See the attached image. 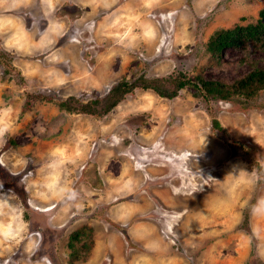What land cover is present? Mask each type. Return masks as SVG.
I'll list each match as a JSON object with an SVG mask.
<instances>
[{
	"label": "rangeland",
	"instance_id": "rangeland-1",
	"mask_svg": "<svg viewBox=\"0 0 264 264\" xmlns=\"http://www.w3.org/2000/svg\"><path fill=\"white\" fill-rule=\"evenodd\" d=\"M263 7L0 0V21H11L0 29V108L14 121L0 138V264H264V215L253 213L264 198V88L220 100L190 85L172 98L136 87L103 116L58 105L140 75L231 82L264 68L263 49L217 58L205 47Z\"/></svg>",
	"mask_w": 264,
	"mask_h": 264
},
{
	"label": "trees",
	"instance_id": "trees-1",
	"mask_svg": "<svg viewBox=\"0 0 264 264\" xmlns=\"http://www.w3.org/2000/svg\"><path fill=\"white\" fill-rule=\"evenodd\" d=\"M207 52L212 57H221L224 48H235L245 50L246 48L264 50V7L258 11V18L255 22L247 24H235L232 27H218L209 36L205 44ZM197 82H193L187 74L179 71L172 76H159L146 78L138 76L133 81H121L114 84L102 97L91 98L86 101H79L74 96H68L58 103L59 107L67 111L87 113L94 116L107 114L127 92L136 87L151 89L160 96L172 98L177 91L184 86H193L196 94L208 99H230L240 96L245 99L252 98L264 88V68H252L245 74L237 77L231 82H224L213 79H203L196 76ZM215 125L219 127L215 120ZM81 231H72L69 235L68 246L72 247L73 242L79 239Z\"/></svg>",
	"mask_w": 264,
	"mask_h": 264
},
{
	"label": "clouds",
	"instance_id": "clouds-1",
	"mask_svg": "<svg viewBox=\"0 0 264 264\" xmlns=\"http://www.w3.org/2000/svg\"><path fill=\"white\" fill-rule=\"evenodd\" d=\"M6 6H10V5H6ZM11 24L10 20H4V21H0V29H3L5 27V25H9ZM114 25H118L120 24V18H116L113 21ZM131 34V28L129 27L127 31H125L123 34L121 33H117V36L121 39H127L130 37ZM20 36L18 35L15 38V41L13 42H7L6 45L8 46V43H20ZM221 104L223 105V107L225 108H229L231 107V105L229 103L223 102L221 101ZM13 124L14 121L12 119V109L10 107H4V108H0V138H3L6 134L12 132L13 130ZM58 183V181L53 178L51 184L47 185L49 188H53L56 184ZM69 198L74 199L75 195H71ZM253 213L255 215H264V198H261L260 200L257 201L256 205L253 207ZM180 218V214H174L171 217V221L169 222V231H171V227H172V223L178 221ZM0 235H6L4 233H0ZM47 264H51V261H48Z\"/></svg>",
	"mask_w": 264,
	"mask_h": 264
}]
</instances>
